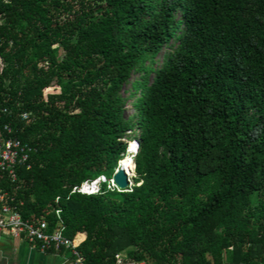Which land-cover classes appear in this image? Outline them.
I'll use <instances>...</instances> for the list:
<instances>
[{
	"label": "trees",
	"instance_id": "obj_1",
	"mask_svg": "<svg viewBox=\"0 0 264 264\" xmlns=\"http://www.w3.org/2000/svg\"><path fill=\"white\" fill-rule=\"evenodd\" d=\"M5 125L1 188L86 264H264V0H0ZM134 136L135 185L72 192Z\"/></svg>",
	"mask_w": 264,
	"mask_h": 264
},
{
	"label": "built area",
	"instance_id": "obj_2",
	"mask_svg": "<svg viewBox=\"0 0 264 264\" xmlns=\"http://www.w3.org/2000/svg\"><path fill=\"white\" fill-rule=\"evenodd\" d=\"M24 120H29V115L23 113ZM8 137L0 140V183L2 174H7L12 182L17 180V169L21 166L30 168L31 154L34 147L23 142L17 136L12 135L13 129L9 125L4 127ZM120 162V161H119ZM106 184L109 189L120 188L114 183L113 178L100 175L96 179H88L73 188L72 192L82 194L99 193L102 185ZM56 197V201L59 200ZM14 195L0 186V233H7L14 237H24L32 244H37L42 250L54 248H65L70 250L74 256V264H86L77 247V244L66 234V225L61 217V208L55 210L56 223L50 228L46 219L24 218L17 206L14 204ZM114 264H148L146 261H135L119 252L115 255Z\"/></svg>",
	"mask_w": 264,
	"mask_h": 264
},
{
	"label": "crops",
	"instance_id": "obj_3",
	"mask_svg": "<svg viewBox=\"0 0 264 264\" xmlns=\"http://www.w3.org/2000/svg\"><path fill=\"white\" fill-rule=\"evenodd\" d=\"M73 259L68 249L42 250L24 237L0 233V264H74Z\"/></svg>",
	"mask_w": 264,
	"mask_h": 264
},
{
	"label": "water",
	"instance_id": "obj_4",
	"mask_svg": "<svg viewBox=\"0 0 264 264\" xmlns=\"http://www.w3.org/2000/svg\"><path fill=\"white\" fill-rule=\"evenodd\" d=\"M129 151L131 152L130 153V155H131V161L134 164L133 159H134V154H135L136 148H135L134 151H132L130 148H127V152H129ZM112 178L114 180V183L120 189H126L129 186L128 174L126 173V171H125L124 168H122V167L119 166V163H118V166H117V168L115 170V173L113 174V177Z\"/></svg>",
	"mask_w": 264,
	"mask_h": 264
},
{
	"label": "rangeland",
	"instance_id": "obj_5",
	"mask_svg": "<svg viewBox=\"0 0 264 264\" xmlns=\"http://www.w3.org/2000/svg\"><path fill=\"white\" fill-rule=\"evenodd\" d=\"M127 88L128 89L131 88V84H128L127 87H126V89ZM126 114H127V116H129V115L132 114V110L130 109L129 106L127 108ZM134 138H135V136L133 137V139L131 141L135 142ZM136 141L138 142V139L137 138H136ZM130 168L131 169H129V171L127 172L128 173V179H129V186L128 187H132L133 185H135L136 184V178H137V173L135 171V165L132 164ZM122 253H124V252H122Z\"/></svg>",
	"mask_w": 264,
	"mask_h": 264
},
{
	"label": "bare ground",
	"instance_id": "obj_6",
	"mask_svg": "<svg viewBox=\"0 0 264 264\" xmlns=\"http://www.w3.org/2000/svg\"><path fill=\"white\" fill-rule=\"evenodd\" d=\"M137 146V141H135L134 143H132L129 148L134 151L135 148ZM130 151L126 152V155L124 156L123 159H121V161L119 162V166L124 168L126 173L129 171V169H131V165L133 164V162L131 161V155H130ZM128 174V173H127Z\"/></svg>",
	"mask_w": 264,
	"mask_h": 264
}]
</instances>
